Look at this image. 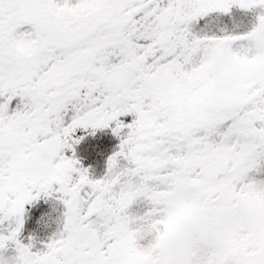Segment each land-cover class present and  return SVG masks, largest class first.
<instances>
[{
    "label": "snow or ice",
    "instance_id": "obj_1",
    "mask_svg": "<svg viewBox=\"0 0 264 264\" xmlns=\"http://www.w3.org/2000/svg\"><path fill=\"white\" fill-rule=\"evenodd\" d=\"M107 127L95 176L74 133ZM0 264H264V0H0Z\"/></svg>",
    "mask_w": 264,
    "mask_h": 264
},
{
    "label": "trees",
    "instance_id": "obj_2",
    "mask_svg": "<svg viewBox=\"0 0 264 264\" xmlns=\"http://www.w3.org/2000/svg\"><path fill=\"white\" fill-rule=\"evenodd\" d=\"M209 15L216 18L212 30L218 31L219 28L231 30L234 19H247L250 14H246L244 10L234 6L230 14L213 12ZM132 43L134 42L132 41ZM122 118L131 119V116ZM74 135L83 137L74 145L75 155L84 166L89 167V171L93 175H102L105 171L108 155L115 150L118 144V137L111 132L110 127L97 128L94 131L91 128H77ZM67 151L71 153V150ZM143 207L144 205H140L138 210L142 211ZM25 208L21 238L26 241L31 235L34 247H41L42 242L46 241L61 226L60 219L63 206L52 198L41 196L30 204H26Z\"/></svg>",
    "mask_w": 264,
    "mask_h": 264
},
{
    "label": "rangeland",
    "instance_id": "obj_3",
    "mask_svg": "<svg viewBox=\"0 0 264 264\" xmlns=\"http://www.w3.org/2000/svg\"><path fill=\"white\" fill-rule=\"evenodd\" d=\"M126 15H128V14H126ZM28 40L30 41V43L22 46L21 51H24L26 54L31 55L32 51L34 50V46H35L36 41H35V37H31L30 35L28 36ZM129 42L132 43V41H129ZM137 207H140V206H137Z\"/></svg>",
    "mask_w": 264,
    "mask_h": 264
}]
</instances>
